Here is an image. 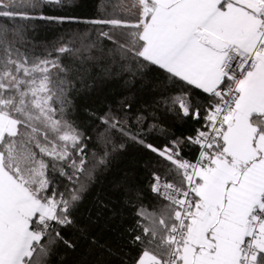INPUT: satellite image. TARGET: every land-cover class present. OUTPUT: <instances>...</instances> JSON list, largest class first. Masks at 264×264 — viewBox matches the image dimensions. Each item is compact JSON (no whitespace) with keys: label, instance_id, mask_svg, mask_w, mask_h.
<instances>
[{"label":"snow or ice","instance_id":"6c2138e0","mask_svg":"<svg viewBox=\"0 0 264 264\" xmlns=\"http://www.w3.org/2000/svg\"><path fill=\"white\" fill-rule=\"evenodd\" d=\"M76 7L0 0V264H264V0ZM133 149L142 176L83 212Z\"/></svg>","mask_w":264,"mask_h":264},{"label":"trees","instance_id":"16d2710c","mask_svg":"<svg viewBox=\"0 0 264 264\" xmlns=\"http://www.w3.org/2000/svg\"><path fill=\"white\" fill-rule=\"evenodd\" d=\"M77 7L75 8V14L83 17H91L96 14V0H76ZM48 35L41 32V36ZM127 94L125 88L122 86V82L115 83L110 82L102 86L99 91L89 93L88 95L77 98V111L75 113L76 118L82 124H86L88 117L83 111L85 107L102 108L106 104H115L116 101L123 98V95ZM194 125L192 123L184 125L182 128L177 129V134L180 132H190ZM187 155V154H186ZM141 157L133 149L127 153L117 157L110 169L100 174L96 182L91 186L89 191L85 194V200L83 201L82 211L87 212L92 209L94 201L97 196L101 199H107L111 197L115 201L118 197V193L115 191L114 185L120 180L125 172L130 174L135 173L138 177L142 176L140 170ZM66 264H74L76 259L72 255H63L62 257Z\"/></svg>","mask_w":264,"mask_h":264}]
</instances>
